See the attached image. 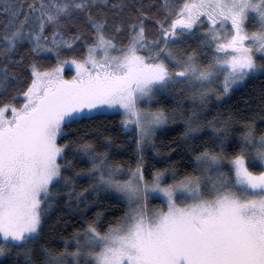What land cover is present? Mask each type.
Wrapping results in <instances>:
<instances>
[{"label": "snow or ice", "instance_id": "obj_1", "mask_svg": "<svg viewBox=\"0 0 264 264\" xmlns=\"http://www.w3.org/2000/svg\"><path fill=\"white\" fill-rule=\"evenodd\" d=\"M160 7L165 15L151 17L158 34L150 37L149 11L130 0H0V94L23 100L0 103V264H264V130L256 126L264 123V86L243 110L208 118L213 94L221 100L264 77V0ZM192 36L199 44L188 51ZM25 43L30 56L55 52L57 63L41 70L36 59H16ZM78 43L82 54L62 58ZM66 64L75 65L70 79ZM173 95L178 105L191 100L187 115L160 104ZM107 109L134 133V167L110 159L111 136L97 151L86 134L75 135ZM177 115L182 130L162 152L157 130ZM147 150L165 166L146 168ZM172 155L186 161L183 171ZM64 195L81 216L101 195L127 209L106 225L98 210L64 235L63 214L46 228ZM158 195L163 203L151 205Z\"/></svg>", "mask_w": 264, "mask_h": 264}, {"label": "trees", "instance_id": "obj_2", "mask_svg": "<svg viewBox=\"0 0 264 264\" xmlns=\"http://www.w3.org/2000/svg\"><path fill=\"white\" fill-rule=\"evenodd\" d=\"M163 0H130V3L135 4L137 6L143 5L145 10L149 11V21L147 22V27L149 30V35L154 36L157 35L156 25L151 22V17L155 16L157 19H162L165 15L164 10L160 7ZM153 5V7L148 8V5ZM131 9H125L121 14L122 16H126L129 14ZM51 29L45 33V35H49ZM198 32V31H197ZM123 40V38H120ZM187 44L190 47L187 49L191 51L192 48H196L199 44V39L196 36H192L187 39ZM30 45L25 43L22 45L17 54L16 59H19L20 55H24L29 59H36L39 61L41 65V70L45 68H49L57 63L55 52H44L37 54L35 56H30L28 49ZM84 51L83 47L78 43L72 51L62 50V58H69L74 55L78 56L82 54ZM259 59V57H257ZM28 73L24 72V76L27 77ZM264 86V77H253L249 79L246 83L238 85L234 91L230 92L228 96L224 100H212L210 103V111L208 112V118L215 115L218 111H227L232 110L235 112L236 110L244 109V102L246 100H251L252 98H258L260 88ZM14 91H9L7 93L0 94V103L10 102L17 106L23 103V100L19 97H15ZM259 103V100H256V103L253 104V109L256 108V104ZM160 104L166 106L167 108H176L179 107L184 112V115H187L191 110L192 106L189 104L188 100H184L182 104L178 105L176 101L171 99L160 98ZM160 104L156 103V107L160 106ZM247 115L246 113H244ZM261 117H264V113H259ZM181 124L180 116L177 115L176 123L171 127L167 128L163 132L159 133L156 137L157 146L161 148L162 152H167V148L163 145L166 144L169 140L178 137V133L182 130V127H178L177 125ZM257 130H264V123H261L258 119L256 121ZM72 129H76L77 125H72ZM238 131L240 129H237ZM86 134V135H85ZM76 136L85 135L86 139L93 141L97 145V151H104L106 147H108L107 143L104 141L105 136H111L113 143L110 149V159L123 163L125 168L128 165L135 166L136 162V152H135V143L134 133L131 130H126L121 124V116L119 114H96L89 120H83L80 122L79 131L75 133ZM130 137L133 138L130 140ZM65 139H69V137H65ZM63 143V140L59 141ZM175 147V144L172 145ZM69 159L72 158L70 152L66 153ZM172 160L177 161V168L180 171H183L185 167H187V163L185 160H181L179 155H172ZM145 161L146 168H150L152 166L155 167H164L167 161L160 162L159 157H154L152 151H147L145 153ZM78 167H86L87 165L83 161H77ZM147 175V171L145 173ZM78 186H85L84 182L78 181ZM79 190V187H78ZM66 190L61 189V192L64 193ZM67 199L66 195L63 196L61 200L58 201L59 207L55 213H53L52 218L46 221L47 224L52 223L55 220L56 216L63 214V221L66 222V227L61 224L57 227V232H62L64 235L71 234L76 228H82L84 226V222L90 220L94 217V214L100 210L103 211V223L106 225L109 221H112L114 218L120 217L127 209V204L122 199L117 198L115 195H101L99 198V202L96 206H89L83 216L77 215L75 205L73 204L72 210L65 205V200ZM89 200L92 199L91 196L88 197ZM157 203H161L160 200H154ZM81 210L84 208V205L81 204ZM47 235V232H45ZM62 246V245H58ZM3 258H0L2 261Z\"/></svg>", "mask_w": 264, "mask_h": 264}, {"label": "rangeland", "instance_id": "obj_3", "mask_svg": "<svg viewBox=\"0 0 264 264\" xmlns=\"http://www.w3.org/2000/svg\"><path fill=\"white\" fill-rule=\"evenodd\" d=\"M198 32L200 31L199 29L197 30ZM182 47H183V45H181ZM195 48V47H194ZM201 51H203L202 49H201ZM202 59H203V57H202ZM206 62V61H205ZM63 76L66 78V79H70L72 76H74L75 74H76V69H75V65H73V64H66L65 66H64V68H63ZM217 87H219V85H216ZM228 96V94L227 95H225L224 97H222L221 99L222 100H224L226 97ZM169 99H171V100H174V101H176V97H175V95H173V96H170L169 97ZM214 99H216L215 98V94H213V97H212V100H214ZM188 100V102H189V104L192 106V108H193V104H192V102H191V100L190 99H187ZM142 107H152V108H156V103L154 102V103H152L151 105H149V104H147V103H143L142 105H141ZM119 114L120 116H121V114L119 113V112H117L116 110H114V109H107V110H104L102 113H98V114ZM11 113L9 112V115H10ZM121 119H122V116H121ZM176 119H177V117H176ZM173 125V123H169V125H167L166 126V129L167 128H169V127H171ZM123 126V125H122ZM124 127V126H123ZM126 130H129V129H127L126 127H124ZM166 129H164V130H166ZM164 130H157V134H156V137H157V135L159 134V133H161V132H163ZM147 151H149V150H147ZM146 151V152H147ZM150 151H152V150H150ZM152 153H153V151H152ZM121 178H124V177H121ZM154 200H160V202L161 203H163V199L158 195V196H156V197H154V198H152L151 199V201H150V203H151V205H159V204H161V203H157V202H155Z\"/></svg>", "mask_w": 264, "mask_h": 264}]
</instances>
